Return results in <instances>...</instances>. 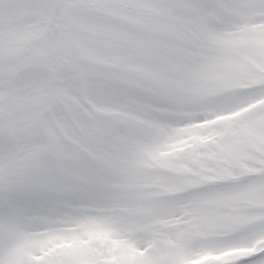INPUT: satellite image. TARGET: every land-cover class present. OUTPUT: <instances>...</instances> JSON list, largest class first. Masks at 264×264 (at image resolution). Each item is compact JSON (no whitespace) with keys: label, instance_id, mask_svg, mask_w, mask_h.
Here are the masks:
<instances>
[{"label":"snow or ice","instance_id":"obj_1","mask_svg":"<svg viewBox=\"0 0 264 264\" xmlns=\"http://www.w3.org/2000/svg\"><path fill=\"white\" fill-rule=\"evenodd\" d=\"M0 264H264V0H0Z\"/></svg>","mask_w":264,"mask_h":264}]
</instances>
